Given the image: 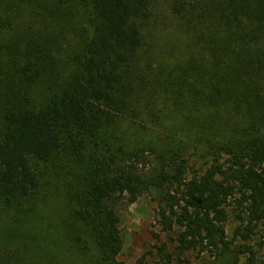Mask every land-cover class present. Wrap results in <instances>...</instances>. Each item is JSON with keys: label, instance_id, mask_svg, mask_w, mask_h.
Segmentation results:
<instances>
[{"label": "trees", "instance_id": "16d2710c", "mask_svg": "<svg viewBox=\"0 0 264 264\" xmlns=\"http://www.w3.org/2000/svg\"><path fill=\"white\" fill-rule=\"evenodd\" d=\"M80 3L91 8L93 34L70 73L49 70L47 53L24 46L19 37L0 52V83L6 86L0 90V212L12 211L40 190L35 162H53L64 144L76 156L93 146L94 161L70 184L77 191L75 217L92 236L99 264H122L114 200L135 201L153 188L162 191L157 221L178 251L173 257L166 243L155 245L149 254L156 264L186 261L181 253L189 250L209 253L212 264H240L241 255L243 264H264L251 243L264 231V0H171V16L201 51L191 47L190 59L176 70L175 85L187 86L195 104L225 115L231 130L209 151L212 162L192 175L180 149L119 144L114 151L100 150L108 126L118 117H137L143 108L134 65L153 0ZM12 28L0 15V30ZM41 84L46 88L37 95ZM231 206L240 225L230 239ZM238 238L241 245H234ZM258 245L263 247L264 235ZM6 249L0 264H24L14 246ZM144 258L137 264H148Z\"/></svg>", "mask_w": 264, "mask_h": 264}, {"label": "rangeland", "instance_id": "374dc122", "mask_svg": "<svg viewBox=\"0 0 264 264\" xmlns=\"http://www.w3.org/2000/svg\"><path fill=\"white\" fill-rule=\"evenodd\" d=\"M170 3L171 0H153V15L145 24L144 44L134 65L139 79L138 99L143 108H138L137 117H118L108 126L100 150L110 147L114 151L119 144L130 148L146 144L180 149L189 158V175H192L212 162L209 151L231 130H226L225 115L215 114L210 106L195 104L187 86L180 89L175 85L176 70L190 59L192 48L200 50L191 45L171 16ZM89 11L91 8L82 6L80 0H0V15L11 20L13 27L0 30V52L8 51L14 38L19 37L24 46L47 53L49 70L68 74L75 57L93 34ZM45 88L41 84L35 87V93L39 95ZM5 89V84L0 83V90ZM143 101L147 103L143 105ZM95 150L92 146L90 151L76 156L64 144L53 162H35L43 184L35 195L22 199L12 211L0 212V252L7 251L6 246H14L24 264L47 261L99 264L92 236L85 233V225L75 217L73 195L77 191L70 184L74 174H85L87 163L94 161ZM77 182L78 178L74 184ZM161 194L160 189L153 188L135 201L119 196L114 200L123 238V250L117 260L122 264H137L144 256L148 264H156L158 259L149 250L157 244L166 243L173 257L178 252L171 234L162 231L157 221ZM229 213L227 232L231 239L240 222L233 206L229 207ZM154 233H159V239ZM263 235L261 230L251 239L260 259H264V245L262 248L258 245ZM241 243L240 238L234 240V245ZM181 256L186 261L174 259L171 264H212L213 261L209 253L198 256L190 250ZM245 261V255H241L240 264Z\"/></svg>", "mask_w": 264, "mask_h": 264}]
</instances>
